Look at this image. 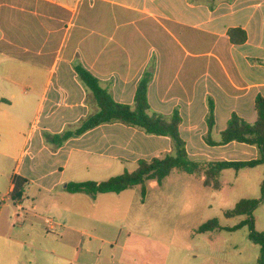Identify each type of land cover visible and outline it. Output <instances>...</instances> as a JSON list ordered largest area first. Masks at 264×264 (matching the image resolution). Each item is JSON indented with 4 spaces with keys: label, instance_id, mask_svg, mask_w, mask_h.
Here are the masks:
<instances>
[{
    "label": "crops",
    "instance_id": "obj_1",
    "mask_svg": "<svg viewBox=\"0 0 264 264\" xmlns=\"http://www.w3.org/2000/svg\"><path fill=\"white\" fill-rule=\"evenodd\" d=\"M231 28L245 32L244 42L229 41ZM76 64L114 101L126 105L133 104L136 84L148 72L149 112L169 117L177 111L178 132L190 160L245 161L258 156L252 145H208L205 136L208 99L214 142L232 113L255 121V97H264V0H0V192L9 197L13 177L24 181L20 198L12 201L23 215L11 214V220H27L19 228L25 234L23 247L38 251L29 235L32 229L46 239L44 232L60 227L54 245L42 249L60 254L64 234L82 233L86 224L108 218L118 222L121 207L126 218L131 188L94 198L64 190L65 183L77 180L66 172L73 152L136 168L139 159L172 151L169 137L119 122L98 125L58 147L44 142L41 132L75 129L96 111L74 72ZM45 215L58 221L47 220L42 230ZM69 251L92 256L89 243ZM179 264L196 263L182 258Z\"/></svg>",
    "mask_w": 264,
    "mask_h": 264
},
{
    "label": "rangeland",
    "instance_id": "obj_2",
    "mask_svg": "<svg viewBox=\"0 0 264 264\" xmlns=\"http://www.w3.org/2000/svg\"><path fill=\"white\" fill-rule=\"evenodd\" d=\"M71 156L66 172H72L75 182H101L135 169V165L112 164L94 154L73 152ZM101 164H107L108 168L101 169ZM218 179L220 188L213 189L204 187L197 175L173 170L155 187L146 184L144 193L134 186L129 189L131 198H123L132 202L126 218L121 207L118 222L108 218L101 224H86L80 230L82 233L64 234L62 244L59 243L60 254L42 250L54 245V240L61 235L60 227L44 232L46 239L35 229L29 232L38 251L21 245L25 234L19 228L27 220L23 217L11 220L13 212L16 215L23 212L15 211L12 200L5 197L0 207V264H82L84 261L88 264H179L182 258L196 264H256L259 246L248 239V227L228 229L245 216L225 217L224 213L241 199L260 196L264 165L238 171L225 169ZM252 217L254 229L264 230V203L257 206ZM212 219L217 221L218 228L197 231ZM47 220L58 221L52 215L43 216L42 230H46ZM86 243L92 251L90 258H82L81 253L68 254L72 247L80 251ZM98 256V262H94Z\"/></svg>",
    "mask_w": 264,
    "mask_h": 264
},
{
    "label": "trees",
    "instance_id": "obj_3",
    "mask_svg": "<svg viewBox=\"0 0 264 264\" xmlns=\"http://www.w3.org/2000/svg\"><path fill=\"white\" fill-rule=\"evenodd\" d=\"M228 39L231 43L240 44L244 42L246 35L239 28H231L228 30ZM73 68L78 80L89 91L96 111L86 116L75 129H67L54 135L45 131L41 132L44 142L58 147L67 139L77 137L98 125L119 122L126 126L141 129L148 135L169 137L172 151L164 156L152 157L149 160L139 159L136 161V168L133 171L123 172L101 182H67L64 184V190L68 193H83L94 198L98 194H118L134 186H139L141 193H144L145 185L148 182L155 181L158 184L173 170L191 175H201L203 176L201 183L204 187L218 189L220 188L219 173L222 170L233 169L238 171L264 165V97H255L256 118L253 123L246 122L232 113L225 128L220 132L218 142L210 139L213 106L211 100L208 99L206 143L208 145H224L229 142L244 143L256 147L258 156L255 159L245 161L209 160L200 163L190 160L186 154L184 142L178 132L180 118L177 111H173L169 117L149 112L147 85L150 75L148 72H144L136 84L133 104L126 105L114 101L109 91L102 87L99 81L80 64L74 65ZM12 183L13 189L9 193V198L13 201L20 198L24 181L15 176ZM261 203H264V180L260 183V196L258 198L241 199L232 210L224 213L225 217L245 216L244 220L228 229L235 230L244 225L248 227V239L259 246L256 264H264V231L254 229L252 212ZM215 228H218V224L215 219H212L202 224L197 231L203 233Z\"/></svg>",
    "mask_w": 264,
    "mask_h": 264
},
{
    "label": "built area",
    "instance_id": "obj_4",
    "mask_svg": "<svg viewBox=\"0 0 264 264\" xmlns=\"http://www.w3.org/2000/svg\"><path fill=\"white\" fill-rule=\"evenodd\" d=\"M5 197H8V196H0V204H3L4 203V201H5ZM51 228H52V226H51Z\"/></svg>",
    "mask_w": 264,
    "mask_h": 264
}]
</instances>
